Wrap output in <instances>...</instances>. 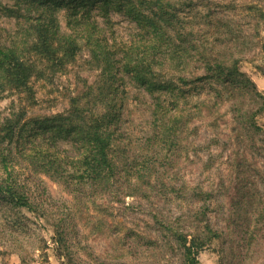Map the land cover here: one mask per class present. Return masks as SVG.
Here are the masks:
<instances>
[{"label":"rangeland","instance_id":"rangeland-1","mask_svg":"<svg viewBox=\"0 0 264 264\" xmlns=\"http://www.w3.org/2000/svg\"><path fill=\"white\" fill-rule=\"evenodd\" d=\"M176 1L183 30L193 28L211 39L215 28L208 24L209 12L213 20L231 18L242 28L239 43L247 44L244 52L237 53L239 68L256 90L250 87L232 97L223 92L224 102L215 112L205 106L200 118L181 134L175 154L165 163L158 161L153 176L144 175L154 188H146L148 197L124 193L94 199L74 196L18 158L15 177L30 207L0 194V264H185L183 248L161 224L179 215H185L180 228L190 234L189 239L204 235L206 222L212 229L208 242L198 251L197 264H264V24L257 23L246 9L235 12L221 6L235 1L238 6L252 2L264 7V0H210L212 8L206 6L207 0L188 8L182 4L184 0ZM112 18L117 37L130 38L136 23L121 13H112ZM59 19L61 32L71 34L64 12L59 13ZM97 20L103 24L101 16ZM14 29L15 20L0 15L3 38ZM87 60L90 53L84 47L65 70L50 73L51 79L35 86L33 99L23 93L0 99V113L9 116L21 109L27 111V118H33L67 111L72 97L100 79V70ZM125 79L127 99L119 145L127 144L125 162L131 164L135 158L139 162L152 156L147 148H152L153 142L149 147L147 141L158 129L152 117L153 97L129 76ZM205 93L201 89L197 95L205 97L207 104L218 101L214 93ZM58 148L71 150L67 141H58ZM157 150L161 158V144ZM122 185V191H127V182ZM175 189L183 192L185 199L174 198ZM200 189L204 200L193 199V192ZM203 207L206 215L197 222L193 215Z\"/></svg>","mask_w":264,"mask_h":264},{"label":"trees","instance_id":"trees-1","mask_svg":"<svg viewBox=\"0 0 264 264\" xmlns=\"http://www.w3.org/2000/svg\"><path fill=\"white\" fill-rule=\"evenodd\" d=\"M8 1L0 3V15L13 18L15 29L6 38L0 34V99L15 93L33 99L35 86L51 79L50 73L65 70L84 47L90 53L87 62L100 70L99 81L72 97L63 113L33 118H27V111L21 109L9 116L0 113V194L10 196L19 206L30 207L15 177L18 158L58 181L74 196L94 199L102 194L118 197L124 193L148 197L146 188H154L144 175L153 176L158 161L165 163L175 154L181 134L200 118L205 106L215 112L224 102L223 92L232 97L250 87L256 90L254 82L239 68L237 53L244 52L247 41L239 43L244 32L231 18L213 20L209 12L208 24L213 23L215 28L209 39L193 28L183 30L176 0ZM198 2L184 0L182 4L188 8ZM212 4L207 0L206 6L212 8ZM221 6L235 12L246 9L257 23L264 24V7L255 3L238 6L230 1ZM60 12L66 16L71 34L61 32ZM112 13L124 14L136 23L130 38L117 37ZM189 72L193 73L191 77L184 75ZM126 76L153 97L152 117L158 129L147 141L149 147L153 142V147L147 148L152 156L146 155L139 162L135 158L131 164L125 162L127 144L119 145L126 109ZM201 89L206 95L214 93L218 101L207 104L205 97L197 95ZM193 130L194 135L196 128ZM58 141H67L71 150H59ZM160 144L164 149L161 158L157 150ZM126 182L124 192L122 184ZM174 191V198L185 199L183 192ZM161 193L168 196L165 191ZM204 194L201 189L193 192V199L204 200ZM206 212L203 207L193 216L201 222ZM185 221V215H179L161 224L183 248L184 263L197 264L198 251L208 242L212 229L206 222L201 232L204 235L189 239L190 234L180 228Z\"/></svg>","mask_w":264,"mask_h":264}]
</instances>
